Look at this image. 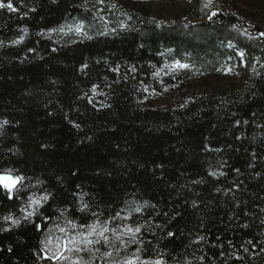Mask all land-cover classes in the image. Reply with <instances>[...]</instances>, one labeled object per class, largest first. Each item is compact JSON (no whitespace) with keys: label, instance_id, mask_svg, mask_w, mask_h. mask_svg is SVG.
<instances>
[{"label":"trees","instance_id":"1","mask_svg":"<svg viewBox=\"0 0 264 264\" xmlns=\"http://www.w3.org/2000/svg\"><path fill=\"white\" fill-rule=\"evenodd\" d=\"M11 2L0 173L23 180L11 199L0 187V264H62L50 233L93 223L112 243L78 254L91 264H264V25L221 0H186L167 21L105 0L118 26L55 38L93 21L96 0ZM167 61L188 67L167 73ZM33 193L48 200L24 216ZM125 226L141 230L121 244L112 230Z\"/></svg>","mask_w":264,"mask_h":264},{"label":"rangeland","instance_id":"2","mask_svg":"<svg viewBox=\"0 0 264 264\" xmlns=\"http://www.w3.org/2000/svg\"><path fill=\"white\" fill-rule=\"evenodd\" d=\"M226 10L229 13L233 14L237 18L243 19L248 23H258L264 25V0H221ZM120 3H129L133 8H144L146 9L153 17L158 20L167 21L171 20L173 16L181 12L186 8V0H119ZM117 4V3H115ZM112 10H115L111 6ZM111 10L105 4V0H96V9L94 12V20L85 23L81 21H74L64 25L62 28L49 32V36L61 37L66 36L67 34H73L74 36L85 35L93 30L102 32L107 31L111 28H114L120 23L119 12L114 14L110 12ZM215 12V11H213ZM212 12V13H213ZM212 13L210 15H212ZM216 13V12H215ZM77 25H81V31L77 32L75 30ZM175 62H165L163 68L167 73H171L174 70L181 69L175 67ZM181 64L187 65V63L180 62ZM188 67V65H187ZM42 197L40 194L33 193L29 195L26 199V202L23 206L22 213L24 216H29V213H33L37 205H32L30 203V198L37 199ZM42 202V201H41ZM94 224V223H93ZM98 224V223H96ZM64 229L63 232L60 229ZM87 227H75L68 225L66 227L60 226L54 229L45 242V251L46 253L53 257L57 253V246L61 248L60 254L65 258L58 259L62 264H74L78 259V254L75 251H67L64 248V245L67 244L68 240L72 237L77 236L80 233H87ZM92 239L95 237H91ZM83 247V245H79ZM67 247L71 248L73 245L67 244ZM54 259V258H53ZM133 259V258H129ZM134 260V259H133ZM124 261V260H123ZM123 261H117L119 264H123ZM116 261H113L111 264H115ZM135 264V261H134ZM162 264V263H161Z\"/></svg>","mask_w":264,"mask_h":264},{"label":"snow or ice","instance_id":"3","mask_svg":"<svg viewBox=\"0 0 264 264\" xmlns=\"http://www.w3.org/2000/svg\"><path fill=\"white\" fill-rule=\"evenodd\" d=\"M212 4V0H206V3L204 4V7H210ZM8 9L10 12H15L16 8L13 6V3L11 2V0H9V2L5 3L3 2V0H0V9ZM216 13L213 12L212 15H210L208 17L209 20L212 19L213 16H215ZM160 25L157 24V27H159ZM81 25H77L75 30L77 32L81 31ZM236 26L233 25V28H235ZM26 31V29L24 30ZM262 36H264V33H261ZM23 39V37H21V40ZM20 41H14V43H19ZM238 55L243 56V53H238ZM175 67L177 68H186L187 65L181 64L179 61L175 62ZM95 91V89L93 90ZM2 123L6 124L8 123L7 121H3ZM212 175H215L214 173H210ZM23 177L21 176H13L12 175V171L11 170H7L4 173H0V187H3V189L9 194V198L11 199V193L13 192L14 189H16L17 185L22 182ZM48 200V196L44 195L42 197H39L37 199H32L30 198V203L32 205H37L39 206L41 204V201H47ZM85 208H87V205H83L81 210L83 211ZM136 211H140L139 208L136 209ZM32 213H29V215H31ZM6 220L11 219V217H5ZM13 223L18 224L19 221H13ZM88 228L87 233H80L77 234V236L72 237L70 240H68L67 244H71L73 245V247L69 248L67 247V244L64 245V248L67 251H75L77 253L79 252H88L91 255H94L95 252H99V249H95L93 251V246L96 244H100V243H104L105 245H108L109 243H112L109 240V237L107 235H105V233H107L108 231H110V229L107 227L106 224H91V225H87L85 226ZM140 227L137 226L134 229L131 227H127L125 226L119 234H117L116 230H112L113 231V236L115 238V240L119 241L121 244H124L125 242L121 239L122 235H128L131 234V238L134 239L135 238V234L140 232ZM61 232L64 231V229H60ZM169 236H172L173 233L169 232L168 233ZM91 237H96V239H92ZM79 245H83V247H80ZM114 246V245H113ZM61 252V248L58 245L57 246V253L54 254L53 257H49L50 259L54 258V259H64L65 257L60 254ZM103 255L105 256H111L112 253L111 252H105ZM139 257H136V260H138ZM74 264H91V258H89L87 261H85L83 258H78ZM115 264H119V262H115ZM123 264H134V260L133 259H125L123 261ZM154 264H161V261L157 260L154 262Z\"/></svg>","mask_w":264,"mask_h":264}]
</instances>
